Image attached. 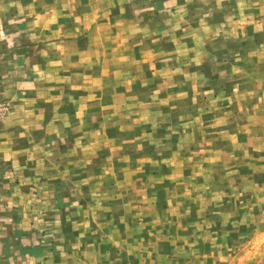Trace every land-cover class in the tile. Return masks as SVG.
Masks as SVG:
<instances>
[{
  "label": "clouds",
  "instance_id": "1",
  "mask_svg": "<svg viewBox=\"0 0 264 264\" xmlns=\"http://www.w3.org/2000/svg\"><path fill=\"white\" fill-rule=\"evenodd\" d=\"M0 264H264V0H0Z\"/></svg>",
  "mask_w": 264,
  "mask_h": 264
},
{
  "label": "rangeland",
  "instance_id": "2",
  "mask_svg": "<svg viewBox=\"0 0 264 264\" xmlns=\"http://www.w3.org/2000/svg\"><path fill=\"white\" fill-rule=\"evenodd\" d=\"M165 47H167L168 45H164Z\"/></svg>",
  "mask_w": 264,
  "mask_h": 264
}]
</instances>
